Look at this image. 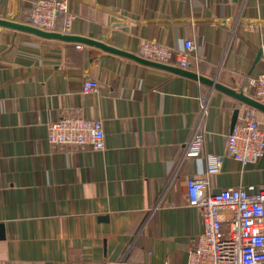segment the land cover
Here are the masks:
<instances>
[{
    "label": "crops",
    "instance_id": "obj_1",
    "mask_svg": "<svg viewBox=\"0 0 264 264\" xmlns=\"http://www.w3.org/2000/svg\"><path fill=\"white\" fill-rule=\"evenodd\" d=\"M34 1L0 0V20L28 25ZM66 1L71 37L136 57L145 41H191L189 75L0 27V264H186L203 230L187 181L207 156L222 158L213 193L264 190V156L242 168L226 150L250 107L238 97L255 101L249 79L264 71V0ZM88 78L97 94L82 93ZM70 115L102 119L104 151L47 143Z\"/></svg>",
    "mask_w": 264,
    "mask_h": 264
},
{
    "label": "built area",
    "instance_id": "obj_2",
    "mask_svg": "<svg viewBox=\"0 0 264 264\" xmlns=\"http://www.w3.org/2000/svg\"><path fill=\"white\" fill-rule=\"evenodd\" d=\"M63 26L59 31L58 22ZM75 20L66 0H36L31 5L28 25L48 33L69 35ZM79 49L82 46H77ZM195 46L186 41L175 51L163 43L145 41L137 56L160 65L187 71ZM249 89L256 102L264 106V71L249 79ZM99 84L92 78L83 83V94H97ZM202 104V113H206ZM106 134L102 119L65 116L47 125V143L59 150H105ZM203 134H195L186 156L200 155ZM226 150L242 168L256 164L264 156V123L257 111L246 107L243 118L227 137ZM220 156H207L205 177L187 181V206L200 211L203 230L194 240L186 264H264V190L255 187L211 191L210 177L221 170Z\"/></svg>",
    "mask_w": 264,
    "mask_h": 264
},
{
    "label": "water",
    "instance_id": "obj_3",
    "mask_svg": "<svg viewBox=\"0 0 264 264\" xmlns=\"http://www.w3.org/2000/svg\"><path fill=\"white\" fill-rule=\"evenodd\" d=\"M0 27L1 28H7V29H11V30H15V31H20L23 33H27L36 37H39L41 39H45V40H54V41H60V42H64V43H76V44H83V45H87V46H92V47H96L100 50H102L103 52L106 53H111L120 57H125L131 60H134L140 64L143 65H147V66H152V67H158L161 69H164L166 71H171V72H178V73H185L182 70H177V69H173V67L167 66V65H160L157 63H153V62H149L146 60H143L139 57H136L134 55H131L129 53L123 52V51H119L117 49L108 47L104 44L101 43H97V42H93L87 39H82V38H76V37H71L69 35H62L60 33H48V32H44L38 29H35L27 24H19V23H14V22H10V21H5V20H0ZM260 56V55H259ZM258 56V58H259ZM181 71V72H180ZM186 75H189L188 73H185ZM192 78H195L194 76H191ZM241 101H243L244 103H247L248 106L258 109L262 112H264V106L259 104L256 101H251V100H247L244 97L240 96L238 97ZM239 115V110H236L234 112V116L232 119V124H231V128L233 129L234 126L236 125L237 122V118ZM0 232H2V227H0ZM2 238V237H1Z\"/></svg>",
    "mask_w": 264,
    "mask_h": 264
}]
</instances>
